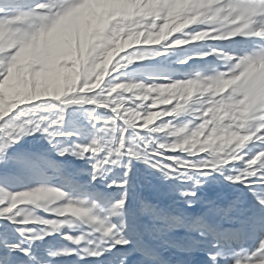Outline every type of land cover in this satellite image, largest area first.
Here are the masks:
<instances>
[{
  "label": "snow or ice",
  "instance_id": "obj_1",
  "mask_svg": "<svg viewBox=\"0 0 264 264\" xmlns=\"http://www.w3.org/2000/svg\"><path fill=\"white\" fill-rule=\"evenodd\" d=\"M68 261L264 264V0H0V264Z\"/></svg>",
  "mask_w": 264,
  "mask_h": 264
},
{
  "label": "rangeland",
  "instance_id": "obj_2",
  "mask_svg": "<svg viewBox=\"0 0 264 264\" xmlns=\"http://www.w3.org/2000/svg\"><path fill=\"white\" fill-rule=\"evenodd\" d=\"M173 67H178L177 65H172ZM28 139H31V138H28ZM142 167V166H140ZM67 264H70V261L67 262Z\"/></svg>",
  "mask_w": 264,
  "mask_h": 264
}]
</instances>
